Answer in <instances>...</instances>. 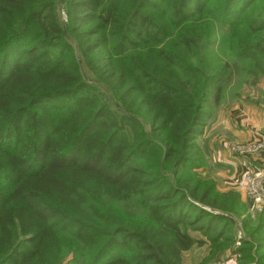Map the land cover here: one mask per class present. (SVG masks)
<instances>
[{
  "label": "trees",
  "instance_id": "trees-1",
  "mask_svg": "<svg viewBox=\"0 0 264 264\" xmlns=\"http://www.w3.org/2000/svg\"><path fill=\"white\" fill-rule=\"evenodd\" d=\"M52 2L0 0V264H182L206 245L216 262L264 264V211L200 177L233 70L198 54L220 29L236 58L264 62V0H67L83 62L125 120L86 93Z\"/></svg>",
  "mask_w": 264,
  "mask_h": 264
},
{
  "label": "rangeland",
  "instance_id": "rangeland-1",
  "mask_svg": "<svg viewBox=\"0 0 264 264\" xmlns=\"http://www.w3.org/2000/svg\"><path fill=\"white\" fill-rule=\"evenodd\" d=\"M54 14L57 23L64 31V37L60 40L59 49H63V45L69 47V56L65 57L69 62L77 66L80 75L84 82L89 86L86 93L97 104H106L112 110L122 117L124 120L129 118L126 111H124L115 98L101 85L94 76L86 68L76 43L70 34V24L67 18V0H53ZM227 33L224 30L216 29L209 43L204 46L200 45L198 48L199 57L207 63V71H217L224 63H229L232 66L233 73L224 84L223 98L218 106L212 107L211 119L208 122L203 137L200 140L205 156L204 165L200 170V177L207 181L215 183V189L218 193L229 191L225 189V185L216 176V172L228 171L226 164H218L216 160V149L219 147L215 144L214 138L221 141V152L225 149L227 152H232L235 145H240L246 141H236L232 138V131L236 133L250 134V139L255 138L261 134L260 126L264 125V62L258 60H241L236 58L234 54L228 49V42L226 40ZM65 50V49H64ZM58 52V49H55ZM259 59V58H258ZM261 60V59H260ZM140 121L141 132L149 135V124L139 116L133 117ZM138 123L133 120L131 125L129 121L126 122L125 137L129 142L135 143L142 135L140 131L135 129ZM237 124V125H236ZM241 126V127H240ZM247 132L242 130L243 128ZM241 131V132H239ZM231 139L233 141H231ZM249 139V140H250ZM226 144V147H225ZM219 151V150H218ZM233 154V152H232ZM224 162V160H222ZM227 173V172H226ZM228 175H231L228 173ZM169 176V175H168ZM172 179L171 176H169ZM234 189V186H233ZM249 209L246 214L253 218L260 212L256 208ZM244 218V217H242ZM241 218V219H242ZM241 219L231 220L230 224L238 238H243L245 232L241 227ZM193 236L200 237L199 234L194 233ZM210 246L206 245L202 248H193L187 253H184L182 264H236V257H223L219 261L209 258Z\"/></svg>",
  "mask_w": 264,
  "mask_h": 264
},
{
  "label": "built area",
  "instance_id": "built-area-1",
  "mask_svg": "<svg viewBox=\"0 0 264 264\" xmlns=\"http://www.w3.org/2000/svg\"><path fill=\"white\" fill-rule=\"evenodd\" d=\"M232 152L243 159L260 156L264 152V134L249 142L235 145ZM242 167V175L235 182L234 190L244 195L246 200L256 207L257 211L262 212L264 208V171L247 162H244Z\"/></svg>",
  "mask_w": 264,
  "mask_h": 264
},
{
  "label": "crops",
  "instance_id": "crops-1",
  "mask_svg": "<svg viewBox=\"0 0 264 264\" xmlns=\"http://www.w3.org/2000/svg\"><path fill=\"white\" fill-rule=\"evenodd\" d=\"M237 125V124H236ZM241 127V126H240ZM263 123L260 126L259 129H261V131L263 130ZM242 130L244 129L241 128ZM245 132H247V130L244 129ZM241 132V131H239ZM264 134V131H262ZM250 134L248 132V134H244L242 135L241 133H236V131H232V138L236 141H246L249 142L251 140H253L254 138L250 139ZM250 139V140H249ZM215 144H213V148L215 149V145H218L219 147L216 149V160L218 162V164H226V166L228 167V171H219L216 172V176L219 178V180L225 185V189H233V186L235 184V182L237 180L240 179L241 175H242V171H243V167L242 164L244 162H247L248 164H251L253 166H256L258 168H261L264 171V152L262 154H260V156H254L252 158H242L240 156H237L235 154H232V152H226L225 149L222 150L221 152V147L220 144H223L221 141H218L217 139L214 138ZM231 141H233L231 139ZM245 142V143H246ZM224 145V144H223ZM226 147V144H225ZM219 150V151H218ZM222 160H224V162H222ZM227 172V173H226ZM228 173H230L231 175H228ZM241 197L243 200H246L245 196L241 194ZM247 201V200H246ZM249 202V201H248ZM250 207L251 208H256L252 203H250ZM264 211V208H263Z\"/></svg>",
  "mask_w": 264,
  "mask_h": 264
}]
</instances>
